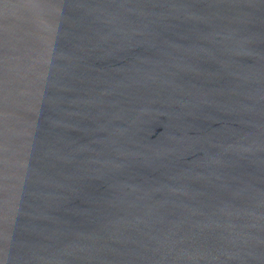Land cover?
Returning <instances> with one entry per match:
<instances>
[{"label":"water","instance_id":"water-1","mask_svg":"<svg viewBox=\"0 0 264 264\" xmlns=\"http://www.w3.org/2000/svg\"><path fill=\"white\" fill-rule=\"evenodd\" d=\"M0 264H264V0H0Z\"/></svg>","mask_w":264,"mask_h":264}]
</instances>
